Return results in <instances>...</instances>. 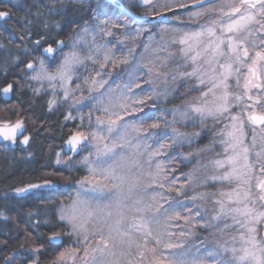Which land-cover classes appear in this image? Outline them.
Instances as JSON below:
<instances>
[{
    "label": "snow or ice",
    "instance_id": "obj_1",
    "mask_svg": "<svg viewBox=\"0 0 264 264\" xmlns=\"http://www.w3.org/2000/svg\"><path fill=\"white\" fill-rule=\"evenodd\" d=\"M140 2L155 7L154 0ZM205 5L206 0H196V6L201 10L190 13L189 18L210 16V22L200 26L197 31L185 32L173 43L183 46L181 52L193 65L190 72H184L181 76L195 78L198 86L208 83L211 86L179 116L182 120H192L198 116L202 121L207 117H213L217 122L228 121L217 134L222 137L219 143L223 145L224 158L211 161L216 172L223 174L212 175L210 179L226 183L238 181L239 185L246 187L241 189L238 185L232 192H221L220 196L226 199L213 201L218 208L211 220L220 222L222 219H231L232 224H225L224 228H235V234L229 240L223 243L217 241L212 246L203 240L200 246L189 243L195 237L193 228L197 225L204 229L214 225L210 222L201 223L204 217L199 208L188 207L185 201L173 199L167 193L175 192L178 197L185 195L193 181V173L200 169L194 168L181 182L180 177L171 174L174 169L170 171L155 161L154 158L162 154L160 150H151V145L147 143L131 144L127 129L139 132L142 122L152 119L150 114H145L139 127L135 122L124 120L127 115L143 111L137 105H143L145 100L137 98L133 92V85L140 87L139 83H135L137 68H147L149 73L158 71L148 65H138L128 73V82L118 85L116 89L109 87L108 95L101 93L97 102L102 105L100 111L107 119L97 116L93 131L85 133L78 126L77 131L65 141L68 150L77 154L87 141L97 144L96 152H90L81 162L87 165L88 175L77 181L81 189L87 186L90 195L78 191L72 202L59 213V220L66 223L69 230L53 232L48 237L50 246L58 247L65 238L72 241L68 251L58 255L57 264H77V260L80 264H264V237L259 236L255 227L257 223H264V211H256L258 202L264 209V150L256 152L253 161L249 156L252 149L245 144L246 125L254 133L257 130L264 132V0H224L219 7L216 6V0H207ZM161 7L170 9L167 3ZM180 7L184 5L181 3ZM6 18H10V11H0V19ZM109 24L112 27L119 26L108 19L98 22L99 30L107 36L112 35L110 30L105 31ZM44 40L45 37L40 36L35 41L37 49ZM54 43L62 45L64 42ZM56 51L51 44L43 48V53L50 57ZM87 59L93 60V57L88 56ZM111 59L110 55H105L106 62ZM128 62L127 57L119 61L123 64ZM82 63L76 52L65 54L54 73H49L44 69L42 59L41 75L33 76L32 79L68 80L74 67ZM27 67L32 69L33 64L29 63ZM103 67L104 64H101ZM100 75L97 72V76ZM231 79H235L236 87L242 89V93L230 91ZM90 84V92L99 91L108 81L91 79ZM13 87L7 84L0 91L7 96ZM209 95L213 97L212 101L208 100ZM68 98L69 93L65 91L64 99ZM81 102L76 101L78 104ZM54 103L50 101L49 107ZM233 107L239 109L235 114L232 112ZM149 127L157 129L159 123L153 122ZM23 131L22 120L15 123L0 122V139L4 141L14 144ZM174 133L173 145L181 146L185 143L191 145L192 137L200 135L198 132L181 133L175 129ZM109 140L111 144L107 143ZM28 142L29 136H24L21 143ZM101 142L103 148L98 146ZM255 143L254 136L252 148H255ZM129 146L136 149V156L125 152ZM205 150L201 148L189 152L184 159L188 160ZM145 152L148 153L146 159L138 158L143 157ZM93 155L95 159L91 160ZM72 161V156H68L65 161L69 168ZM61 162L57 160V164ZM53 186L51 180L45 179L16 191L24 193ZM204 198V194L190 197L192 201ZM129 212L133 215L129 216ZM185 212L187 215H184ZM181 220L191 227L185 230L184 225L177 223ZM223 233L224 229H221Z\"/></svg>",
    "mask_w": 264,
    "mask_h": 264
},
{
    "label": "rangeland",
    "instance_id": "obj_2",
    "mask_svg": "<svg viewBox=\"0 0 264 264\" xmlns=\"http://www.w3.org/2000/svg\"><path fill=\"white\" fill-rule=\"evenodd\" d=\"M13 3L19 2V0H10ZM131 3H139L140 0H126ZM195 0H154L155 7L144 5V16L153 15L160 13L162 11L168 10L161 5L167 3L170 5V9L179 6L181 3L186 4ZM206 6V5H205ZM115 12L113 8L109 9ZM199 7L184 11L180 13L176 18L180 22L174 21L156 23L154 25V32L149 34L145 41H142L139 46L136 42L131 39H135L141 34L143 30H146L148 26H137L135 29H129L125 31L120 38L114 41V46L111 44V37L113 36L114 28L109 24L105 31H111L112 35H104L98 28V22L102 19L94 20V23L90 27H84L77 32L74 38L68 44H65L60 53L53 63H49L47 59L43 56L33 58L31 62L33 64L32 69H28V75L25 76L26 84L35 87L36 89L46 93L48 101H55L51 108L60 106L64 104L67 109L66 117H72V119H67L71 125V132L69 134L79 130L85 133H90L96 128V118L100 116L102 119H107L101 111L100 105L97 101L101 97V93L108 95V88L116 89L118 85L122 86L124 83L129 81L128 73L133 70L134 67L138 65H148V67H154L158 71L154 70L151 73L148 72L147 68H137L135 83H139L140 87L136 88L133 85V92L139 99L145 100L143 105H137V107H142V112H135L133 115H127L124 117L126 122H135L137 126H140L142 117L145 114H150L152 116L151 120H144L142 122L141 131L137 132L132 128H128V138L131 140V144L135 145L138 142L143 145L147 143L151 145V150H160L161 155L156 156L154 159L157 163H160L167 169H172L173 162L176 157L182 160V162L187 166L181 174H175L174 176L180 177L181 182L186 179L187 175L194 169L199 168L198 172L193 173V181L187 187L186 193L183 196H177L175 192L167 193L173 199H180L185 201L188 207L199 208L204 220L201 223L210 222L214 226L207 229L201 228L198 225L193 228L195 237L189 243H196L200 246V241L203 240L204 243L209 246L214 245L217 241L223 243L225 240H229L231 235L235 234V228L225 229V224H232L231 219H222L220 222H215L211 220V217L216 213L218 206L213 203L216 199H226L221 197V192H232L239 185L238 181H233L232 183L212 181L210 177L212 175H222V172H216L211 161L216 159H223V145L219 143L222 139L221 136L217 135L228 121L222 120L217 122L213 117H207L203 121L200 117L196 116L192 120H182L179 113L187 110L188 105L193 102H197L201 93L207 91V88L211 86L210 83L204 86H198L195 78L187 79L181 76L184 72H190L193 68L191 62L184 56L181 52V46L179 43H173V41H178L179 38L185 32L197 31L200 26L208 24L204 16L197 17L194 19L189 18L190 13H195L200 11ZM115 17L121 19L125 27L128 25V21L121 17L119 14H115ZM190 22V23H189ZM138 45V46H137ZM147 45V48L145 47ZM121 47V48H120ZM123 50L124 53L119 57L117 55V49ZM99 49V50H98ZM122 51V52H123ZM76 52L81 60L82 64L76 65L71 73V79L61 81L59 78L49 81L46 78L32 79L33 76L41 75V64L40 61L44 60V69L49 73H54L55 69L63 61L65 54H71ZM105 55H110L112 59L108 62L105 61ZM88 56H92L93 60L87 59ZM127 57L128 63H119L120 60ZM115 62V63H114ZM27 63V65L29 64ZM203 65V61H200ZM101 64L104 67L101 68ZM26 65V66H27ZM207 68V65H203ZM95 72H92L94 71ZM97 72L101 73L97 76ZM88 78V82H86ZM91 79L96 80H106L108 84L99 91H89L91 86ZM79 86V87H78ZM193 91L196 90L197 93L190 99H184L180 104L175 103L167 105L166 102L168 98L178 97L179 91ZM65 91L69 93V98L64 99ZM148 91V92H146ZM146 93H149L147 96ZM92 97V99H88ZM150 99V103H146L147 99ZM213 97L208 96V100L212 101ZM77 100H81V103H76ZM105 103L107 101L105 100ZM156 109L157 115H152L151 109ZM131 111V109H129ZM89 117L91 119V127L89 126ZM17 120H23V118H17L13 120H8L6 122L14 123ZM0 122H5L0 119ZM159 123L157 129H151L149 126L153 123ZM174 129L186 134L200 133L199 136L192 137L193 143L191 145L185 143L183 146L180 144L173 145ZM111 144V140L107 141ZM95 141H87L86 146L82 147L80 153L76 158H73L72 166L65 163L67 161L68 155H64L61 151L57 153V159L55 161L56 165L59 167H65L68 169L79 168L83 171V175H80L76 180L71 183L65 184L70 190L69 198L62 200L58 206L56 213L59 222L60 210L69 205L72 199L77 195V192H81L84 195H90L87 192V186L84 189L80 188L77 181L83 179V177L88 175L87 165L82 164L84 157L89 156V153L96 152ZM163 145V147H161ZM103 148V142L98 145ZM205 148L206 150L199 155L190 157L188 160L184 159V156L189 152H196L198 149ZM125 152L131 153L136 156V149L129 146L125 149ZM170 153V154H168ZM59 154V155H58ZM148 153L145 152L143 157H138L140 159H146ZM61 160L60 164H57V160ZM91 160L95 159V155L90 157ZM243 163V161H241ZM206 166V167H205ZM152 170H155V164H153ZM179 186V184L177 185ZM241 189L245 188L244 185H239ZM157 191H162L157 189ZM150 194V192H149ZM196 194H204V199H198L192 201L190 197ZM147 199V197H145ZM95 203V202H94ZM163 203V201H161ZM167 205H165L166 207ZM129 216L133 213L129 212ZM184 215H187L185 212ZM195 215V211L193 212ZM198 220L199 217H196ZM63 223V224H61ZM64 229L61 232L69 230V226L61 222ZM177 223L184 225L185 230L191 227L190 224L185 225L184 222L177 221ZM195 223V221H193ZM221 229H224V233L221 234ZM175 230V229H174ZM59 232V231H58ZM210 237V239H209ZM67 239V243H62L56 255L50 260L46 261L52 264H57V257L60 252L68 251L69 246L72 241ZM32 259L29 264H40L39 258L37 256V249L34 248L32 251ZM82 255V252H81ZM77 264L80 261L77 260Z\"/></svg>",
    "mask_w": 264,
    "mask_h": 264
},
{
    "label": "trees",
    "instance_id": "obj_3",
    "mask_svg": "<svg viewBox=\"0 0 264 264\" xmlns=\"http://www.w3.org/2000/svg\"><path fill=\"white\" fill-rule=\"evenodd\" d=\"M120 1L134 12L143 15L142 4ZM111 8L115 12L109 10ZM2 9L10 11L11 15L9 19L2 21L3 44L0 45L7 47L4 43L8 41L9 36L14 39L18 36L19 45H16L15 49L13 45H10L11 48L0 55V88L9 82H12L15 88L11 101L4 102L0 98V119L6 122L22 117L31 140L26 152L3 147L0 149V193H7L10 197L8 205L4 204L0 197V264H14L13 261H16V258L9 260L13 253L31 247L37 249L40 260L50 261L62 245L50 246L48 237L53 230L64 229L56 218V209L62 200L69 198L70 190L66 188L53 196L51 194L46 196V192H41L32 200L33 203L23 205L24 207H21V202L11 194V190L16 186L41 180L46 176V170L55 168L54 164L61 143L71 132V125L65 119L66 106L62 104L50 108L47 97L46 100L44 95L33 97L29 90L35 87L24 82L25 76L28 75V69L25 66L27 60L30 56L39 54L32 40L44 36L45 40L41 45L53 43L59 38L68 44L80 29L90 27L94 20L108 19L119 25L113 27L112 46L125 31L135 29L137 26H148L135 39H131L140 46L142 41L154 32V25L163 21L153 24L133 23L105 0H19L15 3L2 0ZM115 14H119L128 21L127 27L121 19L114 16ZM11 33L14 34L10 35ZM116 49L120 57L124 51ZM26 50L31 53L25 54ZM16 53L20 58H16ZM196 93V90L186 92L180 90L178 97L170 96L166 104H180ZM146 94L149 96V93ZM146 103H150L149 98ZM151 110H154L152 115L158 114L155 108ZM172 162L173 168L169 169L170 171L174 169L172 175L181 174L187 168L178 157ZM79 170L78 173L70 171L62 175L60 183L63 185L76 180L79 175H83V171ZM63 243H67L66 238Z\"/></svg>",
    "mask_w": 264,
    "mask_h": 264
},
{
    "label": "flooded vegetation",
    "instance_id": "obj_4",
    "mask_svg": "<svg viewBox=\"0 0 264 264\" xmlns=\"http://www.w3.org/2000/svg\"><path fill=\"white\" fill-rule=\"evenodd\" d=\"M196 1V0H195ZM193 2V1H192ZM224 2V0H216V6L217 7H219V5H220V3H223ZM188 3H190V2H188ZM17 4V3H16ZM143 5V4H142ZM127 6V5H126ZM180 6V5H179ZM206 6H207V4H206ZM129 7V6H128ZM177 7V6H176ZM130 8V7H129ZM197 8V7H196ZM2 10H4V11H8V10H6V9H2V2H0V11H2ZM182 13V12H181ZM180 13H178V14H175V15H173L172 16V21H174V22H178V23H187V22H180V20H178L176 17L179 15ZM10 15H11V13H10ZM6 19H9V18H6ZM204 19H205V21L207 22V23H209L210 22V20H211V17L210 16H204ZM5 19H0V44L2 45L3 44V42H2V36H3V34H2V27H3V23H2V21H4ZM190 23V22H189ZM13 27H15V26H13ZM12 34H14V33H11L10 35H12ZM37 39H33L32 40V44H34L35 45V41H36ZM7 47H5L4 45L3 46H1L0 45V55H2V52H6V51H8L9 50V48H11L10 47V45H13V49H15V47H17L16 45H19V38H18V36H15V39L14 38H11V36H9V39H8V41H6V43H4ZM47 44H51L52 46H55V43L53 42V43H46V44H43V45H40V47H39V49H38V55H35V56H30V58L27 60V62H26V64H25V66L27 65V63H29V62H31L32 61V59L33 58H36V57H39V56H43V57H45L43 54H42V52H41V49H42V47L44 46V45H47ZM36 46V45H35ZM27 47H29V46H27ZM61 51V50H60ZM60 51L59 52H57L56 53V55L51 59V60H49V59H47L46 57V59H47V61L49 62V63H53L54 61H55V59H56V57H57V54L58 53H60ZM32 52H35V51H32ZM31 52L29 51V50H26L25 51V54H30ZM16 58H20V56H19V54L18 53H16ZM27 67V66H26ZM26 79V78H25ZM24 79V80H25ZM24 82H26V81H24ZM229 83H230V85H231V88H230V91H232L233 93H242V89H240V88H237L236 87V84H235V79H231L230 81H229ZM14 91H15V88H14V90H13V94H12V98H13V95H14ZM29 92H30V94L34 97V96H36V95H44L45 96V100H46V97H47V95H46V93L45 92H43V91H40V90H38V89H36V88H33V89H31V90H29ZM1 98V97H0ZM12 98H11V100H12ZM48 99V98H47ZM10 100V101H11ZM9 102V101H8ZM239 111V109H237V108H235V107H233V109H232V112H233V114H235L236 112H238ZM25 124V123H24ZM25 126H26V124H25ZM245 133H246V137H245V144L249 147V148H251L252 150L250 151V153H249V156H250V159L251 160H253V161H255V159H256V156H255V153L256 152H259V151H262V150H264V132H261V131H259V130H257L255 133L252 131V129H251V127H248L247 125H246V127H245ZM24 136H29V142L27 143V144H24V145H22L21 144V140L23 139V137ZM255 136V148H252V143H253V137ZM30 140H31V135H30V133H29V131H28V128H27V126H26V129H25V132L23 133V135H20L18 138H17V140H16V142H15V144H14V146H11L10 145V143L9 142H7V141H0V149L3 147V148H11V149H13V150H18V151H24V152H26V149L29 147V144H30ZM64 141V140H63ZM62 144V143H61ZM59 151H61L64 155H68V156H72L71 155V152H69V153H64L63 152V150H62V148L60 147V149H59ZM58 151V152H59ZM57 152V153H58ZM80 153V152H79ZM76 156H78V155H76ZM76 156H72L73 158H76ZM58 157V156H57ZM55 165V168H53V170H46L47 172H46V176L43 178V179H41V180H36V181H32V182H29V183H24V184H21V185H18V186H16L15 188H13L12 190H11V194H12V196H14L17 200H19L20 202H21V207H24L23 205H26V204H30V203H33V199H35L37 196H38V194H40L41 192H46V196H49L50 194H51V196H53V195H55V194H58L59 192H61L62 190H64V189H66L67 187H66V185L65 184H61L60 183V178H61V176L62 175H64V174H67V173H69L70 171H72V172H75V173H78V171H80L79 170V168H74V169H67V168H63V167H59V166H57L56 165V163L54 164ZM56 173V174H55ZM79 175V174H78ZM80 176V175H79ZM45 179H49V180H51L52 182H56V187L55 188H53V189H38V190H36V189H33V190H31V191H29V192H27L26 194H23V195H18V194H16V190L18 189V188H22V187H26L28 184H30V183H41L43 180H45ZM253 190L255 191V189H254V185H253ZM0 197H1V201L2 202H4V204H9V202H10V197H9V195L7 194V193H3V194H1L0 193ZM57 210V209H56ZM256 211L257 212H259V211H264V209H262L260 206H259V202L257 203V205H256ZM57 213H56V218H57ZM58 220V219H57ZM59 223H61V222H59ZM61 224H63V223H61ZM255 227L258 229V234H259V236L260 237H264V223H257L256 225H255ZM61 232L62 231V229L61 228H58V229H55V230H53L50 234H49V236L53 233V232ZM209 239H210V237H209ZM33 247H31V248H29V249H21V250H19V251H17V252H15V253H13V255L9 258V260L11 259V258H16V261H13L14 262V264H29L30 263V261H31V259H32V255H33V253H32V251H33ZM38 256V255H37ZM39 258V257H38ZM39 261L41 262L40 264H46V260L45 261H42V260H40L39 259Z\"/></svg>",
    "mask_w": 264,
    "mask_h": 264
},
{
    "label": "water",
    "instance_id": "obj_5",
    "mask_svg": "<svg viewBox=\"0 0 264 264\" xmlns=\"http://www.w3.org/2000/svg\"><path fill=\"white\" fill-rule=\"evenodd\" d=\"M106 2H108L109 4H111L112 6L116 7L121 13H123L126 17H128L133 23H136V24H153L155 22H158V21H163V22H168L171 20L172 16L175 15V14H178V13H181V12H184V11H188V10H191V9H194L198 6H196V1H193V2H190V3H186V4H183L184 7H180V6H177V7H174V8H171V9H168V10H165V11H162L160 13H156V14H153V15H149V16H144V15H141V14H138L136 12H134L133 10H131L128 6H126L122 1L120 0H105ZM206 4H207V0H206ZM4 11V10H2ZM56 41H63L64 40L62 38H59L57 39ZM49 44L47 45H44L41 49V52L42 54L49 60H51L57 52H59L61 49H63V47L65 46V42L62 44V45H58L55 43V46H53L54 48L57 49V51L53 54V56H48V54H45L43 53V48L44 47H47ZM7 84H12V82H9ZM7 84H5L3 87H5ZM14 86V85H13ZM3 87H1L0 89H2ZM13 90H14V87H13ZM12 94H13V91L11 93H9L7 96H5V94L0 91V97L1 99L4 101V102H8L11 100L12 98ZM15 123V122H14ZM25 129H26V126L24 124V131L23 133L25 132ZM71 134H69L65 139L64 141L62 142L61 144V148L63 150L64 153H69L70 151L68 150V146L66 145L65 141L68 139V137L70 136ZM19 137V136H18ZM23 140V139H22ZM21 140V141H22ZM0 141H4L2 139H0ZM10 143L11 146H14V144L10 141H7ZM22 144V143H21ZM24 145V144H22ZM80 152V151H79ZM79 154V153H78ZM77 153H72L71 152V155L72 156H76L78 155ZM53 187H50V188H41V189H53L56 187V182H53ZM27 192H24V193H18L16 192V194L18 195H23V194H26ZM60 245V244H59ZM46 264H52V263H49V262H46Z\"/></svg>",
    "mask_w": 264,
    "mask_h": 264
}]
</instances>
